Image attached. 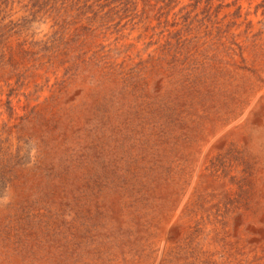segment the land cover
<instances>
[{"label": "rangeland", "instance_id": "374dc122", "mask_svg": "<svg viewBox=\"0 0 264 264\" xmlns=\"http://www.w3.org/2000/svg\"><path fill=\"white\" fill-rule=\"evenodd\" d=\"M0 264H264V0H0Z\"/></svg>", "mask_w": 264, "mask_h": 264}]
</instances>
